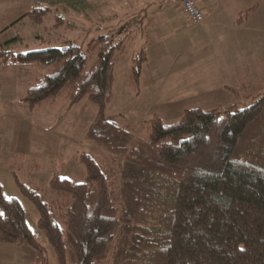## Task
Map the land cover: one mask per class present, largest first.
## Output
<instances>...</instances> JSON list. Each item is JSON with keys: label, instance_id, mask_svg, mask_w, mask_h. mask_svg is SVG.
I'll list each match as a JSON object with an SVG mask.
<instances>
[{"label": "trees", "instance_id": "obj_1", "mask_svg": "<svg viewBox=\"0 0 264 264\" xmlns=\"http://www.w3.org/2000/svg\"><path fill=\"white\" fill-rule=\"evenodd\" d=\"M260 4L240 12L235 24ZM50 11L33 10L19 20L36 16L38 23ZM136 19L84 46L15 51L11 42L20 35L0 44V61L38 66L23 97L30 108L97 106L84 136L97 154L78 156L84 182L54 173L31 189L16 178L38 209L57 264H264V78L257 89L245 78L226 85L235 100L225 106L187 108L170 123L156 113L135 135L106 109L117 80L115 57L127 52ZM64 23L63 16L53 27ZM147 59L144 47L132 56L130 87L139 88ZM35 159L25 169H39ZM0 241L30 246L34 264L48 263L21 202L5 197L1 183Z\"/></svg>", "mask_w": 264, "mask_h": 264}, {"label": "rangeland", "instance_id": "obj_2", "mask_svg": "<svg viewBox=\"0 0 264 264\" xmlns=\"http://www.w3.org/2000/svg\"><path fill=\"white\" fill-rule=\"evenodd\" d=\"M84 1L89 2V0ZM260 1L259 7L251 13L249 16L251 18H248L249 26L254 27L253 31H248L247 35L244 34L241 39L238 37L233 42L231 40L233 38L228 36L231 31L226 29L223 31L225 35H222L223 39L220 38L217 41L212 37L189 50L184 57L162 69L155 68L152 63H143V77L138 89L130 87L128 73L132 56L143 45V40L136 36L134 40L128 43L127 52L115 57L117 80L113 98L106 109L108 118L130 128L135 135H139L142 133L145 120L156 113L165 122L170 123L177 120L185 108H212L233 102L234 96L223 88V85L225 83L236 84L239 80L233 77V71L225 70L223 67L222 61L227 50L226 45L230 48L231 54L235 52L243 56H246V52L251 51L250 45H255L258 50L257 53L264 57V0H257V2ZM64 2L67 6L65 10L68 13L63 10L64 5L62 3ZM73 3L74 0H0V44L13 40L17 35H20L19 37L22 36L21 41L11 42V47L15 51H28L69 43L83 44L84 46L92 37L118 29L119 24H117L116 19L111 22L101 20V18L109 16V14L104 13V16L83 14L80 18V30H78L79 16L72 13ZM45 7H50L51 11L43 16L42 21L33 22L36 16H26L23 18L25 20L17 21L26 12ZM63 16L66 18V23L53 27ZM109 25L111 27H108ZM105 28H111V30ZM220 42H223V46L220 45ZM10 66L0 72V131H5L8 137L9 131L15 128L14 124L18 116L21 119L24 118L23 131L25 132V119L30 121L31 118L36 122L39 117L41 120L40 127L43 129L48 127L50 132L61 137L62 157L55 164L52 161L48 164L46 161L42 170L29 171V173L12 166L1 167L0 183L5 197H16L21 202L31 231L38 242L47 250V264H57L55 250L49 243L46 233L39 226L38 209L24 195L16 182V178L31 189L37 188L35 183L46 185L54 173L70 179L73 183L84 182L87 179V174L85 167L78 162V156L82 151L97 154L98 149L93 143L84 142L88 126L96 116L97 106L89 101H81L77 106L68 109L65 102L53 105L45 103L41 109L29 114L25 112L22 116L17 99L23 95L25 90L23 87L25 86L24 77L26 73L20 75L15 67ZM170 68L176 71V73L173 71L174 74L171 75L173 76L171 79L175 80H171L169 77L160 80ZM32 72L30 70L28 75H32ZM242 78L251 81L252 88L257 89L260 85L257 81L264 78V62L263 65H259V68L248 70ZM162 83L166 88L162 87V93L156 96L157 100H154L153 92ZM171 83L176 85L174 86L175 92L179 89L187 90L190 91L191 97L180 104L174 99L173 101L169 99V93L166 91L170 90ZM207 83L215 84L217 87L206 89L204 85ZM192 93L195 94L193 97ZM33 117L35 118L33 119ZM10 124H12L11 127ZM6 153H9V150L2 151L1 154L4 156L0 157L5 159ZM34 263H37V256L32 247L0 241V264Z\"/></svg>", "mask_w": 264, "mask_h": 264}, {"label": "crops", "instance_id": "obj_3", "mask_svg": "<svg viewBox=\"0 0 264 264\" xmlns=\"http://www.w3.org/2000/svg\"><path fill=\"white\" fill-rule=\"evenodd\" d=\"M196 1L205 15L204 20L199 24H194L189 20L183 10L181 0H89V2L74 0L72 13L75 16H79L78 30H80V18L83 14L89 16H93V14L103 16L104 13L109 14L108 17H103L101 20L111 22L116 19L119 26L128 20L137 18L136 20L138 21L136 22V26L133 27L135 32L134 39L138 36L143 40L142 47L146 49L148 55V59L144 63H152L157 69L165 68L176 62L181 57H184L189 50L203 44V42L212 37L219 41L222 35H224L223 31L226 29L231 31L228 36L233 38L231 39L233 42L236 41L238 37L241 39L244 34L247 35L249 33L248 31H253L254 27L248 24L251 17H248L249 19L247 18L248 20L246 19V21L240 25L235 24V20L240 12L256 5L258 3L257 0ZM62 4L64 5L63 10L67 12L65 10L67 7L65 6L66 3L64 2ZM88 21L92 22L91 20ZM73 25H76V23H73ZM108 27H111V25ZM220 45L223 46V42H220ZM226 47L227 50L222 61L223 67L225 70L233 71V77H236V80H240L248 70L256 69L259 68V65H263L264 57L257 53L258 50L255 45H250L251 51L246 52V56L241 54L238 55V53L235 52L231 54L228 45H226ZM8 66L15 67L20 75L26 73L24 77L25 86L23 87L25 90L23 95L17 99V103L22 111V116L25 112L29 114L35 112L37 109H41L44 105L37 108H30L23 101L29 82L35 77L38 66L35 63H20L13 60L0 61V72L4 71ZM30 70L33 71L32 75H28ZM173 71L174 69L170 68L166 75L160 80L166 77L171 79L173 77L171 75L174 74ZM174 72L176 73V71ZM142 77L143 66L140 81H142ZM234 84L235 83H225L223 88H225L226 85ZM174 86H176L175 83H171L170 90L166 91L169 93V99H172V101L174 99L175 102L180 104L191 97L190 91L187 90L179 89L175 92L176 88H174ZM204 86L206 89L217 87L215 84L212 85L210 83ZM162 87L166 88L162 83L159 84L153 92L154 100H157L156 96L162 93ZM173 95H175V97H172ZM194 95L192 93V97ZM16 118L14 124L15 128L9 131L8 137L5 131H0V135H2V137H0V156H4V154H1L2 151L6 152L9 150V153H6L5 159L0 157V168H8L11 166L15 168V166L11 164V161L15 160V164H17L16 167L29 173V171L33 172L34 170H27L25 168L29 167V161H35V158L38 160L37 165H41L37 171L42 170L46 161L48 164H50L51 161L54 164L57 163L62 157L61 137L50 132L48 127L44 129L40 127L39 123L41 120L39 117L36 122L31 118L30 121L25 119V132L23 131L24 118L21 119V117L18 116ZM34 118L35 117H33V119ZM11 125L12 124H10V127Z\"/></svg>", "mask_w": 264, "mask_h": 264}, {"label": "built area", "instance_id": "obj_4", "mask_svg": "<svg viewBox=\"0 0 264 264\" xmlns=\"http://www.w3.org/2000/svg\"><path fill=\"white\" fill-rule=\"evenodd\" d=\"M183 10L188 16L189 20L194 24H199L204 20V13L200 9L196 0H181Z\"/></svg>", "mask_w": 264, "mask_h": 264}]
</instances>
